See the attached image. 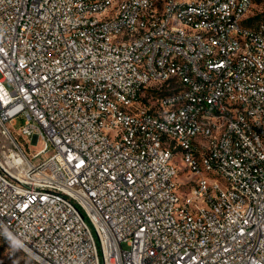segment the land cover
<instances>
[{
	"label": "built area",
	"instance_id": "obj_1",
	"mask_svg": "<svg viewBox=\"0 0 264 264\" xmlns=\"http://www.w3.org/2000/svg\"><path fill=\"white\" fill-rule=\"evenodd\" d=\"M0 237L264 264V0H0Z\"/></svg>",
	"mask_w": 264,
	"mask_h": 264
},
{
	"label": "rangeland",
	"instance_id": "obj_2",
	"mask_svg": "<svg viewBox=\"0 0 264 264\" xmlns=\"http://www.w3.org/2000/svg\"><path fill=\"white\" fill-rule=\"evenodd\" d=\"M8 89L11 88L10 83H5ZM24 119L20 117L16 118V127H19L23 123ZM42 147L38 143L34 149L39 150ZM52 146H49L48 151H52ZM0 264H36L26 254H24L17 246L10 242L7 238L0 237Z\"/></svg>",
	"mask_w": 264,
	"mask_h": 264
}]
</instances>
